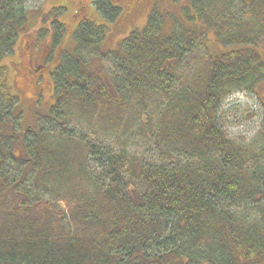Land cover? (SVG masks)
I'll use <instances>...</instances> for the list:
<instances>
[{
	"label": "trees",
	"instance_id": "trees-1",
	"mask_svg": "<svg viewBox=\"0 0 264 264\" xmlns=\"http://www.w3.org/2000/svg\"><path fill=\"white\" fill-rule=\"evenodd\" d=\"M188 4L196 28L176 22L165 35L152 13L115 51L95 52L103 29L80 22L52 73L49 113L24 131L0 65V264H264V146L233 142L215 117L264 79V0ZM25 21L22 0H0V62ZM208 33L221 52H208ZM138 131L160 163L99 145ZM257 203L256 224L231 210Z\"/></svg>",
	"mask_w": 264,
	"mask_h": 264
},
{
	"label": "rangeland",
	"instance_id": "rangeland-1",
	"mask_svg": "<svg viewBox=\"0 0 264 264\" xmlns=\"http://www.w3.org/2000/svg\"><path fill=\"white\" fill-rule=\"evenodd\" d=\"M97 1L22 0L26 14L25 24L18 31L13 52L0 62V65L5 68L7 86L17 97L15 103L17 107L12 110L11 118H17L20 126L16 127L18 131H24L30 126L34 127L37 123L35 118L49 113L54 102L52 73L58 68L65 55L74 53L73 33L81 21L91 22L103 29L104 38L98 49L95 48V52L119 49L121 42L131 32L144 29L152 13L162 20V32L165 35L172 31L176 22L188 28L198 26V24L188 23L183 17V9L189 6L188 0H143V3L134 6V9L129 6L133 0H105L107 3L103 9L106 14L102 15L97 12ZM110 5L120 10L114 20L106 18L112 13V10L107 8ZM58 25L63 27L60 28ZM207 38L209 41L206 46L210 54L214 55L223 50L215 43L212 33H208ZM256 48L264 61V42H260ZM79 55L91 60L89 68L99 66L98 55L90 54L86 50ZM32 57L36 58L35 61L39 66H42L39 71H42L40 74L45 76L38 87L39 83L32 77L36 73L29 71L30 62L28 61L32 60ZM215 117L225 136L233 142L255 148L264 146V142L262 143L264 139V79L254 90L247 91L244 88L234 91L220 104ZM82 132L87 137H91V140L93 137L98 138L94 134V127L89 124H84ZM123 135H111L108 139L99 141V145L113 154L122 152L127 156L126 159L129 158L134 162L160 163L159 154L155 151L153 143L149 141L150 133L138 131ZM169 162V165L176 164L174 160ZM126 168L127 165H125ZM61 206L63 209L66 208L63 204ZM252 207L254 209L238 205L233 206L231 210L240 214L244 220L250 219V224H256L254 220L259 217L258 209L261 205L257 203Z\"/></svg>",
	"mask_w": 264,
	"mask_h": 264
},
{
	"label": "flooded vegetation",
	"instance_id": "flooded-vegetation-1",
	"mask_svg": "<svg viewBox=\"0 0 264 264\" xmlns=\"http://www.w3.org/2000/svg\"><path fill=\"white\" fill-rule=\"evenodd\" d=\"M139 3H143V0H133V2L131 3V5H129L131 8H133L134 6H138L140 5ZM134 9V8H133ZM36 58L32 57V60L30 59L28 62H30V72H35L36 75L32 76L35 80V82H40L42 78H44V76L41 74V75H38L40 74V72H38V68H41V66L38 65V63L35 61ZM33 63V64H32ZM36 70H38L36 72Z\"/></svg>",
	"mask_w": 264,
	"mask_h": 264
}]
</instances>
